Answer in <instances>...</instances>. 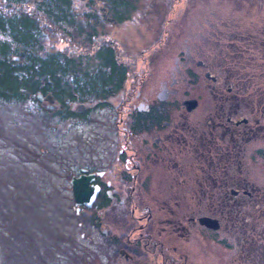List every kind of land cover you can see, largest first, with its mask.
Returning <instances> with one entry per match:
<instances>
[{
    "label": "rangeland",
    "instance_id": "1",
    "mask_svg": "<svg viewBox=\"0 0 264 264\" xmlns=\"http://www.w3.org/2000/svg\"><path fill=\"white\" fill-rule=\"evenodd\" d=\"M70 2L72 7L67 10V16L73 19L71 26L52 24L35 10L34 0L20 5L0 0V11L6 15L25 13L35 18L45 49L59 50L70 56L80 54L84 57L83 65L95 63L88 58L97 46L93 34L97 32L113 39L123 59L119 61L121 59L127 67L125 81L120 91L106 100L98 102V96L87 95L66 102L63 110L74 111L77 115L64 119H57L50 113L51 107L55 110L59 106L50 99L38 102L30 98L16 104L0 102V264H264V256L250 254L249 250L252 257L245 258L241 241L232 237L228 228L211 230L199 224L197 218L207 213L201 194H193V198L188 194L190 199L184 195V204L178 202L172 208L174 217L171 219L180 221L182 214L188 213L193 216V223L190 221L185 226L180 222L172 227L159 218L161 224L156 228L170 231L165 245L169 250L176 247L175 253L169 256L142 249L139 229L144 230L145 225L138 219L147 214L145 209L136 204L116 206L110 203L109 208L101 210L95 207L77 210L69 183L72 175L78 173V166L103 167L112 161L119 168L125 164L123 160H116L117 147L112 151L110 144V140L119 137L116 107L130 88H139L140 79L148 70L149 76L141 88L144 97L157 88L161 79L169 77L178 46L166 41L165 37L175 15L181 16L178 25L191 26L203 15L213 12L223 21L244 20L252 25L250 28L255 33L260 31L264 35V0L167 1L163 13L159 14L141 9L148 7V2L133 0L131 5L136 10L117 26L104 18L111 13L107 8L103 13L91 2ZM105 5L108 6V2ZM95 17L97 21L93 23ZM156 21L157 24H153ZM153 25L161 27L163 47L153 55L151 63H147L146 53L152 50L142 49L146 41L143 31ZM120 36L124 40L122 43L116 39ZM194 90L204 96L202 88ZM85 110L86 115L80 117V111ZM257 147L264 148V143H254L253 148ZM253 167L259 174L258 181L264 182V162L257 157ZM114 176L113 172H107L102 179H116ZM128 195L126 191L120 196L127 202ZM153 196L159 205H164L171 195ZM132 215L136 221L129 222ZM161 215L165 217V211H161ZM125 250L133 256L131 261L125 260ZM168 256L173 261H167Z\"/></svg>",
    "mask_w": 264,
    "mask_h": 264
},
{
    "label": "flooded vegetation",
    "instance_id": "2",
    "mask_svg": "<svg viewBox=\"0 0 264 264\" xmlns=\"http://www.w3.org/2000/svg\"><path fill=\"white\" fill-rule=\"evenodd\" d=\"M80 1L91 2L103 13L106 8L112 11L114 3L121 2L116 17L127 19L104 17L113 26L128 20V14L136 10L131 5L133 0ZM141 1L149 4L141 7L142 10L159 14L163 13L167 1L176 0ZM180 17L174 16L165 37L166 41L178 46L168 71L170 78L161 79L157 88L144 97L141 88L149 76L148 70L140 79L139 88H130L116 107L119 137L110 140V144L112 151L117 147L116 160H123L124 167L116 168L111 161L103 167L85 165L79 168L86 169V174H93L92 184L99 187L98 195H107L112 205L136 204L145 209L147 214L138 219L145 225L144 230L139 229L142 249L169 256L176 250L175 246L169 250L164 243L170 231L156 226L161 224L159 218L172 227L180 222L185 226L194 222L188 213L182 214L180 221L171 219L173 205L178 202L183 205L184 195L187 199L193 198V194L205 195L202 203L207 213L204 216L217 219L220 227L231 232L234 225L243 222L264 223V218L258 216L264 215V182L258 181L259 174L253 167L257 157L264 162V148H253L258 141L264 143V35L260 31L255 33L250 28L252 25L244 20L223 21L213 12L203 15L191 26L178 25ZM96 21L97 18H93V23ZM160 29L153 25L143 31L146 41L142 49L152 50L146 53L147 63H151L153 55L163 47ZM92 38L97 43L96 48L100 45L119 48L116 41L97 32ZM116 39L119 43L124 41L122 36ZM234 61L237 65L230 66ZM248 63L251 69L244 66ZM258 63L261 69L256 67ZM195 87L203 89V97L195 92ZM186 100H195L196 104L189 109L184 104ZM107 172H113L117 178L103 181ZM126 191L129 194L127 202L120 196ZM157 194L171 196L164 205H159L153 196ZM252 202L253 206L249 204ZM244 204L250 205L247 212L242 211ZM161 211H165V217ZM134 221L133 215L129 217V222ZM232 237L253 246L247 242L246 235L245 240L242 238L241 232ZM261 254L264 256V246ZM169 256L167 261H173ZM124 257L129 261L133 259L127 250Z\"/></svg>",
    "mask_w": 264,
    "mask_h": 264
},
{
    "label": "trees",
    "instance_id": "3",
    "mask_svg": "<svg viewBox=\"0 0 264 264\" xmlns=\"http://www.w3.org/2000/svg\"><path fill=\"white\" fill-rule=\"evenodd\" d=\"M28 1L30 0H9V3L20 5ZM71 5L70 0H34L33 3L35 10L57 27H62V23L72 25L70 20L73 19L67 16L69 13L67 10L72 7ZM120 6L121 2L118 5L114 3V7H111L112 17L118 15ZM41 32L37 21L30 15L25 13L6 15L0 11V102L25 103L30 98L39 102L37 95L40 94L47 100V97H50L59 105L57 109L53 110L51 107L49 111L55 118L64 119L77 115L74 111L63 110L65 99L73 101L76 96L83 99L87 95H95L99 100H105L122 87L127 67L117 53L116 47L100 45L88 57L94 59L95 63L83 65L84 57L80 54L70 56L59 50L45 49L42 45ZM119 58L122 60L119 61ZM236 65L234 61L230 66ZM244 66L247 69L252 68L249 63ZM258 66L259 69L262 68L260 63L256 67ZM86 112L78 115L84 117ZM201 195L203 200L205 195ZM107 204L108 197L103 194L98 196L95 208L100 210ZM249 204L253 206L254 202ZM250 205L244 204L242 211L247 212ZM216 211L219 213V210ZM258 216L264 218V215ZM240 232L244 240L246 235L249 240L247 242L253 244L250 247L241 241L240 247L244 257H252L248 250L251 254H259L262 257L264 223L252 225L243 222L234 225L232 234L239 236Z\"/></svg>",
    "mask_w": 264,
    "mask_h": 264
},
{
    "label": "water",
    "instance_id": "4",
    "mask_svg": "<svg viewBox=\"0 0 264 264\" xmlns=\"http://www.w3.org/2000/svg\"><path fill=\"white\" fill-rule=\"evenodd\" d=\"M37 97L39 98V100L42 99V96L40 94ZM47 98L52 100L50 97ZM184 104L186 105L187 108L190 109L196 104V102L195 100H186ZM92 179H93L92 174L80 175L78 177L71 178L70 184L72 187V194L75 204L85 205L87 207H90L92 205L98 192V186L91 187L89 185V181H91ZM198 221L200 224L205 225L208 228L211 229L219 228V223L216 219L203 216L198 218Z\"/></svg>",
    "mask_w": 264,
    "mask_h": 264
}]
</instances>
